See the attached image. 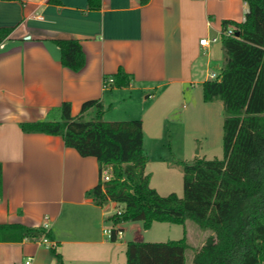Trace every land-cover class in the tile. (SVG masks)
Here are the masks:
<instances>
[{"label":"crops","instance_id":"crops-1","mask_svg":"<svg viewBox=\"0 0 264 264\" xmlns=\"http://www.w3.org/2000/svg\"><path fill=\"white\" fill-rule=\"evenodd\" d=\"M247 11L243 0H100L97 10L88 0H0V28H13L0 44V225L42 226L52 235L46 242L0 241V264H59L50 249L61 264H125L128 241L112 242L104 231L120 206L96 205L88 194L98 183L96 159L65 147L60 136L25 133L20 125L44 120L65 101L77 116L82 103L98 100L104 121H141L149 186L181 197L182 173L171 163L187 160L189 142L204 139L208 150L214 134L220 143L222 102H204L202 83L223 62L222 21L243 22ZM214 37L220 41L200 46ZM55 40L79 42L80 71L60 64ZM119 68L130 84L104 87Z\"/></svg>","mask_w":264,"mask_h":264},{"label":"trees","instance_id":"trees-1","mask_svg":"<svg viewBox=\"0 0 264 264\" xmlns=\"http://www.w3.org/2000/svg\"><path fill=\"white\" fill-rule=\"evenodd\" d=\"M18 1L22 0H2ZM248 11L243 22L224 20L235 36H222L223 62L219 80L202 83L204 102L219 100L223 106L222 158H195L180 162L182 196L159 195L149 186L145 174L146 156L140 120L104 121L98 100L82 103L77 116H71L70 103L47 112L44 120L20 125L25 133L60 136L64 146L81 157H94L98 163V183L88 194L96 205L111 201L120 214H112L109 240L116 241L115 228L139 221L144 230L153 223L182 225L191 220L211 234L193 250L191 264H263L264 263V0H243ZM148 0H140L143 5ZM97 10L100 0H88ZM13 28H0V44ZM237 34V36H236ZM60 64L73 71L85 65V56L77 40H55ZM110 86L127 87L130 75L122 68L105 76ZM93 109V116L85 113ZM104 170L110 178L102 181ZM2 192L0 164V196ZM52 240L44 227L19 224L0 225V241ZM190 249L184 236L166 242L128 241L125 264H186ZM51 255L61 264L54 249Z\"/></svg>","mask_w":264,"mask_h":264},{"label":"rangeland","instance_id":"rangeland-1","mask_svg":"<svg viewBox=\"0 0 264 264\" xmlns=\"http://www.w3.org/2000/svg\"><path fill=\"white\" fill-rule=\"evenodd\" d=\"M222 66V65H221ZM213 71V69L211 70ZM86 119H90L87 117ZM200 144L192 145V142H189L186 147V154L188 155L186 163L192 162L195 158L204 157L207 160L212 159H221L222 154V134L220 136V143L217 146L214 145V134L208 138V145L210 148L205 150V145L207 144L204 139H199ZM175 146V141H172V147ZM175 148V147H174ZM198 149H200L199 154H197ZM174 150V149H173ZM177 153V151L175 150ZM175 153V154H176ZM178 154V153H177ZM168 156V155H167ZM166 157V156H165ZM169 158V157H168ZM172 159L167 160L169 163ZM180 162H172L171 164L180 168ZM182 189V188H181ZM182 196V192L180 193ZM117 208L114 209V213ZM112 223L109 218L104 225V231L109 229V225ZM125 227V231H123L121 236V241H140V242H166V241H174L179 240L184 236L187 243L190 245V249L185 252L186 259H190L193 255V250L197 249L200 246V243L204 242L205 239L211 234L209 230L201 229L197 224L192 222L191 220H186L184 224H170V223H153L152 227L148 229L147 232H143L142 223L139 221L126 222L123 224ZM106 234V233H105ZM107 235V234H106Z\"/></svg>","mask_w":264,"mask_h":264},{"label":"built area","instance_id":"built-area-1","mask_svg":"<svg viewBox=\"0 0 264 264\" xmlns=\"http://www.w3.org/2000/svg\"><path fill=\"white\" fill-rule=\"evenodd\" d=\"M221 35L222 36H235V34H234V28L232 26H228L227 29L225 31H223ZM218 41H220V38H217V37L211 38L210 40H207V39L204 38V39H201L199 41V44H200V46H202L204 48H208L209 45L215 44ZM208 80H219V73H216V72L210 73L208 75ZM112 82H113V80L111 78H108V79L104 80V87L112 84ZM109 178H110V173L108 172V170H104L102 172V176H101L102 181H107V180H109ZM120 212H121L120 209L117 208V210H116L115 213L116 214H120ZM105 233L107 234V236L109 238V236H110V229L105 230ZM121 235H122L121 231H118L117 234H116V238L117 239H120L121 238ZM42 241L43 242H46L45 239H42ZM24 264H31V260L28 258L24 262Z\"/></svg>","mask_w":264,"mask_h":264},{"label":"water","instance_id":"water-1","mask_svg":"<svg viewBox=\"0 0 264 264\" xmlns=\"http://www.w3.org/2000/svg\"><path fill=\"white\" fill-rule=\"evenodd\" d=\"M236 36H237V34H236Z\"/></svg>","mask_w":264,"mask_h":264}]
</instances>
